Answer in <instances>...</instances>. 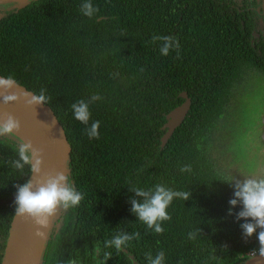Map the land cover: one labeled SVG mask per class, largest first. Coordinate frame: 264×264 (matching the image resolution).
Here are the masks:
<instances>
[{
	"label": "trees",
	"instance_id": "16d2710c",
	"mask_svg": "<svg viewBox=\"0 0 264 264\" xmlns=\"http://www.w3.org/2000/svg\"><path fill=\"white\" fill-rule=\"evenodd\" d=\"M83 2L0 4V76L12 75L33 93L46 90L45 105L70 146L65 174L84 194L54 217L40 264H96V244L103 249L120 231L140 239L124 249L129 254L104 249L112 253L105 264H147L145 253L160 251L165 264H245L258 240L242 237L244 221L235 218L241 205L228 214L234 189L224 180L234 176L221 157L233 147L225 130L238 145L241 92L264 77V0H91L99 9L91 18L81 13ZM154 35L176 37L179 56L161 55ZM181 92L189 112L161 148L165 117L184 101ZM92 95L102 98L90 105L99 139H89L71 109ZM19 139L0 140V264L15 185L31 173L11 165ZM234 148L228 158L237 159ZM185 165L190 172L180 171ZM157 184L190 192L186 201L173 199L161 234L130 211V200L141 199L131 190Z\"/></svg>",
	"mask_w": 264,
	"mask_h": 264
},
{
	"label": "clouds",
	"instance_id": "9594fccd",
	"mask_svg": "<svg viewBox=\"0 0 264 264\" xmlns=\"http://www.w3.org/2000/svg\"><path fill=\"white\" fill-rule=\"evenodd\" d=\"M81 13L86 17H93L99 9L94 6L91 0H84L80 5ZM161 42L159 52L167 56L170 51L176 50L179 56V41L174 36H158L151 38L152 43ZM18 81L12 76L0 77V96L2 103L7 105L23 98L27 106H36L49 104L50 97L46 90L41 88L39 93L23 91L19 94L11 92L12 89L18 88ZM11 94H8L10 93ZM102 98L99 95H92L87 100L81 99L71 105L74 118L80 123L86 125L85 133L89 139H99L100 121L91 119L90 105ZM20 130V122L11 114L5 113L0 117V140L7 137H15ZM18 158L11 161L12 167L17 171L23 172L25 166H29L30 172L35 174L36 179H28L22 185H15L16 195L14 198L15 216L28 217L36 226L35 236L44 239L46 231L52 221L60 211L76 207L84 199V194L77 191L72 184L68 174L62 171L47 173L41 177L42 148L33 146L31 141L24 142L19 139L16 146ZM181 172H190L191 166L185 165L180 168ZM233 186V198L229 203L228 214L232 215V209L241 205V210L235 214L237 221L243 220L240 224L242 237L247 240L255 233L259 247L253 249L250 253L252 258L259 256L264 259V177L246 175L237 179L231 177L224 180ZM136 197L141 199H131L130 211L143 222L148 229L157 234L164 231L162 223L171 219L168 208L174 198H180L184 201L190 197L189 191H174L162 184H157L154 188L147 190L133 188L131 190ZM259 229V231H257ZM196 233H190L189 237L194 239ZM140 233L132 232L128 234L120 231L110 240L104 242L103 249L97 243L94 248V259L96 264H105L111 258L112 253L104 251L107 248H114L117 252L129 247L130 242L139 240ZM103 259H100L99 257ZM147 264H165V253L158 252L154 257L151 252L145 253ZM67 264H79L76 259H69Z\"/></svg>",
	"mask_w": 264,
	"mask_h": 264
},
{
	"label": "water",
	"instance_id": "95a60500",
	"mask_svg": "<svg viewBox=\"0 0 264 264\" xmlns=\"http://www.w3.org/2000/svg\"><path fill=\"white\" fill-rule=\"evenodd\" d=\"M31 0H0V4L13 3L15 7H22ZM2 77V76H0ZM27 91L25 87L19 85L11 92L19 94ZM8 93V94H11ZM184 101L174 109H172L165 117L166 122L162 126L164 134L160 139V147L163 148L169 138L172 136L176 128H178L186 118L191 100L186 92L179 94ZM0 104L12 110L19 119L25 124L29 134L28 139L16 133V136L24 142L31 141L34 147L42 148V165L41 177L47 173H55L62 171L66 173V162L70 152V146L65 137L64 131L56 116L47 105L27 106L23 98L16 102L7 105L2 103V96H0ZM264 123V116H263ZM264 128V126H263ZM264 130V129H263ZM264 139V133L262 135ZM35 174L30 173L29 179H36ZM52 221L46 231L44 239L35 236L36 226L28 217H16L13 215L8 236L6 239L4 251L1 258V264H32L36 247H38L36 264H40L42 250L52 227ZM125 253L129 254L123 249ZM132 259L133 256L129 255ZM133 264H139L134 260ZM245 264H264V259L256 256L249 259Z\"/></svg>",
	"mask_w": 264,
	"mask_h": 264
},
{
	"label": "rangeland",
	"instance_id": "374dc122",
	"mask_svg": "<svg viewBox=\"0 0 264 264\" xmlns=\"http://www.w3.org/2000/svg\"><path fill=\"white\" fill-rule=\"evenodd\" d=\"M244 90L246 91L245 93L244 91L241 92V101L242 108L244 109V114L243 116H241V113H239L238 119L239 117L241 119H239L240 122L237 121V123H239L237 124V128H239L240 126V134L236 137L239 154L237 156V159L228 158L229 155L227 154L233 150V147H235L234 150L236 151L237 147L235 146L236 139L234 140L232 138V135L229 134L226 130L224 132V136L225 138H227L226 142L232 145L233 147L231 149H228L227 151L224 150L227 143H225L221 147V150L223 149L222 151H225L227 153L224 155L225 159L221 157L223 160L222 162L226 163L228 174H232L237 179L243 178L246 175L264 177V161L257 158L258 156L255 154L254 151L251 150L249 145L252 141L250 137V127L253 124L254 117H256V114H258L260 111L264 110V77L257 75L255 79L247 83ZM231 155L232 157L234 156L233 154ZM230 162L234 163L230 164Z\"/></svg>",
	"mask_w": 264,
	"mask_h": 264
},
{
	"label": "flooded vegetation",
	"instance_id": "af4514ba",
	"mask_svg": "<svg viewBox=\"0 0 264 264\" xmlns=\"http://www.w3.org/2000/svg\"><path fill=\"white\" fill-rule=\"evenodd\" d=\"M264 15V12L262 11V14ZM263 116H264V110L260 111L258 114H256V117H254L253 124L251 125V133L250 137L252 141L250 142V148L252 151L255 152L257 158L261 159L264 161V139L262 138L263 133H264V123H263ZM253 146V147H252ZM259 160V161H261ZM261 161V162H263Z\"/></svg>",
	"mask_w": 264,
	"mask_h": 264
},
{
	"label": "bare ground",
	"instance_id": "6f19581e",
	"mask_svg": "<svg viewBox=\"0 0 264 264\" xmlns=\"http://www.w3.org/2000/svg\"><path fill=\"white\" fill-rule=\"evenodd\" d=\"M5 113L13 115L20 122V130H19V132H17V134L22 136L24 139H28L29 134L27 132L25 124L19 119V117L12 110H10L7 107H5L4 105L0 104V117H3V115ZM37 251H38V247H36L32 264H36Z\"/></svg>",
	"mask_w": 264,
	"mask_h": 264
}]
</instances>
